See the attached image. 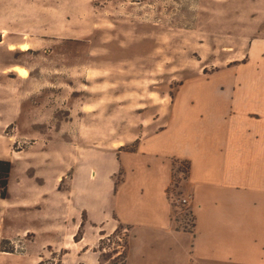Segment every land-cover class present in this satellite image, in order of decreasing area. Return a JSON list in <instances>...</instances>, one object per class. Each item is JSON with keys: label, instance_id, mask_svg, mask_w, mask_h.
<instances>
[{"label": "rangeland", "instance_id": "1", "mask_svg": "<svg viewBox=\"0 0 264 264\" xmlns=\"http://www.w3.org/2000/svg\"><path fill=\"white\" fill-rule=\"evenodd\" d=\"M22 44L30 50H19ZM261 45L264 0H0V159L10 162L14 151L47 145L49 163H37L28 174L65 168L61 190L72 185L78 166L91 170L92 185L79 189L83 215L74 235V241L84 236L91 245L96 228L90 212L106 217L115 213L118 218L123 194L129 190L137 201L130 212L144 209L139 201L144 198L140 187L149 175L146 160L132 157V174L123 153H135L133 148L139 147L137 140L133 142L139 125H148L157 111L163 115L174 98L191 102L230 96L238 77L235 70L222 69L238 65L249 48ZM16 66L25 68L27 75L13 71ZM13 106L22 108L19 131L11 123ZM63 147L82 149L73 153L75 160L65 156ZM85 147H120L121 152L112 162L111 155ZM56 155L62 157L63 167ZM174 166L169 195L176 205L175 217L179 228L192 229L190 203L178 204L185 197L180 190L188 165L177 161ZM31 178L42 186L40 176ZM43 210L0 204V264L14 263V241L21 230L46 224ZM71 236L67 263L77 264ZM49 237L30 230L21 241L37 250ZM129 238L128 229L120 226L117 234L98 242L99 264H122ZM60 248L45 250L34 264H63ZM78 261L98 264L93 256Z\"/></svg>", "mask_w": 264, "mask_h": 264}, {"label": "crops", "instance_id": "2", "mask_svg": "<svg viewBox=\"0 0 264 264\" xmlns=\"http://www.w3.org/2000/svg\"><path fill=\"white\" fill-rule=\"evenodd\" d=\"M222 70H235L238 77L230 86V96L191 102L171 98L163 115L157 111L148 125H139L133 140L139 147L133 148L135 153H123L127 158L124 165L132 174L136 167L132 157L146 160L149 175L140 187L144 198L139 201L144 209L130 212L137 201L129 190L123 194L118 218L115 213L106 217L90 212L91 226L96 228L91 245L84 236L79 242L74 241L83 215L79 189L92 185L91 170L78 166L72 185L61 190L58 185L65 168L51 174L39 170L33 176L28 174L37 163L44 161V167L49 163L47 145L14 151L10 159L9 198L0 200V204L28 211L44 209L46 224L39 229L26 227L20 236L17 234L12 264L39 262L40 254L58 245L63 250V264H68L69 235L77 247L73 249L78 254L77 264L82 256H93L99 264L98 242L120 226L130 234L126 264H264V45L249 48L238 65L229 64ZM21 110V106L11 107V123L17 125L18 131L23 123ZM85 148L91 153L105 152L115 162L120 147ZM81 149L63 147L65 156L75 160L73 153ZM56 160L64 166L60 155H56ZM177 161L188 165L180 193L191 198L192 229L178 227L176 205L169 195ZM113 173L114 170L106 172L103 177L107 179ZM37 176L43 180L41 187L32 181L31 177ZM30 230L50 237L42 240L37 250L27 249L21 239Z\"/></svg>", "mask_w": 264, "mask_h": 264}, {"label": "trees", "instance_id": "3", "mask_svg": "<svg viewBox=\"0 0 264 264\" xmlns=\"http://www.w3.org/2000/svg\"><path fill=\"white\" fill-rule=\"evenodd\" d=\"M12 170V164L9 161L0 160V200L9 198V180ZM120 227L115 231L114 235L118 233ZM122 264H126L125 255L122 257Z\"/></svg>", "mask_w": 264, "mask_h": 264}, {"label": "bare ground", "instance_id": "4", "mask_svg": "<svg viewBox=\"0 0 264 264\" xmlns=\"http://www.w3.org/2000/svg\"><path fill=\"white\" fill-rule=\"evenodd\" d=\"M10 49L11 50H14L15 48L14 47H11ZM19 50H21L23 52H26V51H29L30 48L28 47V44H22L19 47ZM13 71H15L16 73H18L20 76H26L27 75V70L25 68H23V67H20V66L14 67L13 68ZM71 238H73V237L71 236Z\"/></svg>", "mask_w": 264, "mask_h": 264}, {"label": "built area", "instance_id": "5", "mask_svg": "<svg viewBox=\"0 0 264 264\" xmlns=\"http://www.w3.org/2000/svg\"><path fill=\"white\" fill-rule=\"evenodd\" d=\"M190 203V197L189 196H185L181 199L178 200V204L179 205H183V206H186Z\"/></svg>", "mask_w": 264, "mask_h": 264}]
</instances>
